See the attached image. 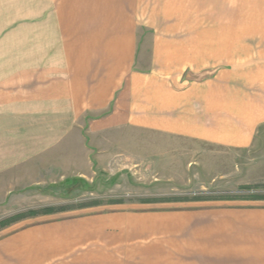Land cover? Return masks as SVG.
<instances>
[{
  "label": "crops",
  "instance_id": "0c3cea01",
  "mask_svg": "<svg viewBox=\"0 0 264 264\" xmlns=\"http://www.w3.org/2000/svg\"><path fill=\"white\" fill-rule=\"evenodd\" d=\"M147 4L0 0V200L33 186L76 127L251 144L264 125V29L254 53L241 35L228 46L226 30L164 23L171 14ZM53 217L0 229V264H164L147 240L179 226L166 213Z\"/></svg>",
  "mask_w": 264,
  "mask_h": 264
},
{
  "label": "rangeland",
  "instance_id": "374dc122",
  "mask_svg": "<svg viewBox=\"0 0 264 264\" xmlns=\"http://www.w3.org/2000/svg\"><path fill=\"white\" fill-rule=\"evenodd\" d=\"M167 1L148 0L147 12L171 14L163 22L180 28L226 30L228 46L239 35L251 52L263 44L253 31L264 29V0ZM57 156L36 166L33 186L1 198L0 223L24 216L0 229L51 214H178L177 231L147 240L148 254H168L164 264H264V125L244 148L131 127H76Z\"/></svg>",
  "mask_w": 264,
  "mask_h": 264
},
{
  "label": "trees",
  "instance_id": "16d2710c",
  "mask_svg": "<svg viewBox=\"0 0 264 264\" xmlns=\"http://www.w3.org/2000/svg\"><path fill=\"white\" fill-rule=\"evenodd\" d=\"M54 210H55V208H44V209H42L41 212L49 213V212H52V211H54ZM22 216H24V215H17L16 217L9 218L8 220H6V221L0 223V226H1V225L3 226V225H5V224H7V223H9V222H11V221H14V220H16V219H18L19 217H22Z\"/></svg>",
  "mask_w": 264,
  "mask_h": 264
}]
</instances>
